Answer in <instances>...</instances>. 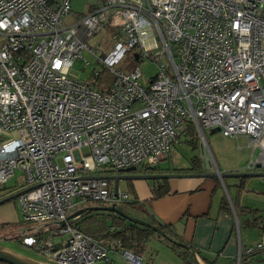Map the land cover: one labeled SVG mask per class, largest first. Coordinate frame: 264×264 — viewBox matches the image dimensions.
<instances>
[{"label":"built area","instance_id":"2783aa9c","mask_svg":"<svg viewBox=\"0 0 264 264\" xmlns=\"http://www.w3.org/2000/svg\"><path fill=\"white\" fill-rule=\"evenodd\" d=\"M70 12L71 0H0V185L18 171L21 221L41 224L23 245L54 264H113L110 246L67 211L128 194L89 176L158 165L189 125L198 137L244 135L258 150L245 170H264V0H100L68 22ZM106 28L115 41L102 56L87 40ZM83 51L109 83L96 69L88 82L70 73L88 64ZM127 54L155 64L147 84L138 66L115 67Z\"/></svg>","mask_w":264,"mask_h":264},{"label":"crops","instance_id":"0c3cea01","mask_svg":"<svg viewBox=\"0 0 264 264\" xmlns=\"http://www.w3.org/2000/svg\"><path fill=\"white\" fill-rule=\"evenodd\" d=\"M244 139L247 138L244 136ZM246 142L247 146L245 145V147L250 148L248 154L241 153L239 158L236 156L233 160L223 159L219 167L217 166L215 169L209 168L202 158L200 171L192 170L189 161V164L184 161L183 166H173V169L158 171L160 173L194 174L214 171L248 172L245 170V164L248 159L256 156H254L255 150L249 144L248 139ZM172 157L173 151L169 155V158L172 159ZM169 158L162 161L169 160ZM188 165L189 167H185ZM156 166L160 168V163ZM256 170L258 169L251 171ZM136 172L146 174L140 171ZM9 180L6 184L1 185L0 199L16 191L17 182L15 185L7 184ZM160 181L162 182L156 184L150 180H135L130 189L133 200L123 202L125 207L123 205L116 211L104 209L97 211H102L100 214L123 215L127 219L150 226L156 231L154 238L157 237L159 241L175 245L179 252H188L189 257L186 260L190 259L194 264H234L238 247L241 252L240 260L245 259L240 264H264V229L262 228L264 227V177H227L222 180L218 177L208 176L176 177L169 178V181L165 179ZM110 183L113 189L112 182L110 181ZM159 185H164L159 190V193L162 194L153 198V191ZM130 204L135 208L144 209L147 216L154 218L157 223L170 226L171 233H165L158 226L150 225L149 217H145L146 213L131 208ZM137 204H141V206ZM17 208L19 209L16 198L0 203V251L15 258L25 257L43 264H54L21 243V238L28 233L24 227L12 230L10 226H7V224L17 222ZM74 214H77V217L73 223L79 227L78 221L82 217L81 212ZM13 237H18V239L11 241ZM96 238L110 246V259L113 264H119L121 262L119 251L124 249L120 241ZM116 242H119L120 246L114 244ZM258 244L261 247L258 248ZM249 249L251 250L248 251ZM145 250L146 247L143 252ZM171 250L178 258L183 259L172 248ZM147 254H151V252Z\"/></svg>","mask_w":264,"mask_h":264},{"label":"rangeland","instance_id":"374dc122","mask_svg":"<svg viewBox=\"0 0 264 264\" xmlns=\"http://www.w3.org/2000/svg\"><path fill=\"white\" fill-rule=\"evenodd\" d=\"M100 0H71V13L65 18L66 21L71 22L75 18L79 16H83L90 12L96 5H98ZM115 30L111 28H106L105 30L93 35L87 40V46L90 50L105 56L107 52H109L115 41ZM83 56L88 59V64L84 65L81 61H75L73 66L70 68V73L75 76L77 79L81 81L88 82L91 80V74L94 70H99L101 72L100 82L106 84L110 81V76L108 70L103 68V66L97 61L96 58L88 51H83ZM138 66L142 72L140 82L142 84H147L151 77L156 73V66L150 60H142L137 61L131 55L127 54L122 62L115 67L117 69H125L131 70L132 68ZM188 136H181L179 141L175 144L173 148V157L169 160H164L160 162V168H157L160 171H166L173 169V166H180L184 164V161H189V158L192 155H198L201 159L207 163L209 168L215 169V167H219L220 163L223 159L233 160L237 156L238 158L241 156V153L248 154L250 148H246L247 139H244V135H236V136H225L221 133V131H217L215 129H204L202 136L197 135L198 138V147L197 149L191 150V147L186 144ZM246 140V141H245ZM83 153H86L87 150L83 149ZM258 155V150L254 151V156ZM244 157V156H242ZM187 159V160H184ZM177 160V161H176ZM173 161V163H171ZM175 161V162H174ZM187 164V163H185ZM189 164V162H188ZM183 166V165H182ZM191 166V165H190ZM171 167V168H170ZM185 167H189L185 166ZM167 168V169H166ZM160 173V172H158ZM20 173L16 171L14 175L11 177L7 184H16L17 177H19ZM135 180H145V181H153L154 183L162 182L156 181L157 179H121L118 183V191L127 192L129 195L128 200L132 201L133 197L131 195V187H133V183ZM169 181V179H165ZM111 184V183H110ZM0 188L2 186L0 185ZM125 204L122 203H114L112 200L101 205L100 203L95 202H85L81 204H75L74 207L70 208L67 212L68 214H74L81 212V216H98L100 212L97 210L103 209H119L122 208ZM141 206V204H137ZM124 211V210H123ZM99 212V213H98ZM127 212V211H125ZM77 222V221H76ZM12 225V226H11ZM40 223H24L21 221V214L19 209L17 208V222L7 224L10 226L12 230L14 228L24 227L28 232L36 229ZM4 232V230H2ZM3 234V233H2ZM4 236V235H3ZM18 237H13L11 241H16ZM147 250V252H146ZM145 252H142V264H183L185 262L183 259L178 258L171 248L163 241H159L156 238L152 237L148 240L146 244ZM151 252V254H147ZM153 255V256H151ZM245 260V259H244ZM244 260H240L236 256V260L234 264L243 263ZM161 261V262H159ZM0 264H7L0 262ZM186 264H194L190 261V259L186 260Z\"/></svg>","mask_w":264,"mask_h":264},{"label":"trees","instance_id":"16d2710c","mask_svg":"<svg viewBox=\"0 0 264 264\" xmlns=\"http://www.w3.org/2000/svg\"><path fill=\"white\" fill-rule=\"evenodd\" d=\"M188 136L185 141L188 146L191 147V150L197 149L198 147V138L195 128L192 125H189L186 129V133L183 136ZM189 162L191 165V169L194 171H200L201 166V158L198 155H192L189 158ZM158 166L148 167L144 170L138 169L137 171L144 173H158ZM243 180V179H241ZM164 185H159V187L154 189L153 198L159 197L162 193H159V190ZM166 189V188H165ZM130 207L137 210H142L141 212L146 213V218H148V223L150 225H156L160 229H162L165 233H171V227L167 225H163L161 223H157L154 218L151 216H147V212L144 209L135 208L130 204ZM79 227L82 231L100 238H110L117 239L120 241L121 245L124 248L130 249L133 252L141 254L150 238H152L156 231L152 229L148 225L140 224L136 221L125 218L123 215H115L110 213L99 214L98 216H83L78 221ZM264 229V227H262ZM165 242V241H164ZM174 251H176L180 256H182L185 261L183 264H186V258L189 257L188 252L182 251L179 252L177 247L172 244H168ZM242 258V257H241ZM191 261V260H190ZM0 262L7 263L5 261L0 260ZM209 263V262H207ZM9 264V263H7ZM211 264V263H209Z\"/></svg>","mask_w":264,"mask_h":264},{"label":"water","instance_id":"95a60500","mask_svg":"<svg viewBox=\"0 0 264 264\" xmlns=\"http://www.w3.org/2000/svg\"><path fill=\"white\" fill-rule=\"evenodd\" d=\"M134 58L136 59V54L134 55ZM215 130L219 131V128H215ZM256 168L258 170L256 171H251V172H219V171H214L212 173H146V174H141L137 173V169L135 167H130L126 168L124 170L119 171L118 173L107 175V176H89L91 177H105L109 181L112 182L113 185V193L116 194L118 190V183L119 180L121 179H157V180H162V179H169V178H176V177H218L221 180L227 177H264V170H260V165L256 164ZM19 193L15 192L11 195H8L2 199H0V203L6 202L9 199L15 198ZM108 210V209H104ZM116 211V208L109 209ZM0 260L5 261L9 264H28L18 258H15L13 256L7 255L4 252L0 251Z\"/></svg>","mask_w":264,"mask_h":264},{"label":"bare ground","instance_id":"6f19581e","mask_svg":"<svg viewBox=\"0 0 264 264\" xmlns=\"http://www.w3.org/2000/svg\"><path fill=\"white\" fill-rule=\"evenodd\" d=\"M8 249H9V248H8ZM8 249H7V250H8ZM15 256H16V255H15ZM18 258L24 260L25 262H27V263H29V264H43V263H41V262L34 261V260H32V259H27V258H25V257H18Z\"/></svg>","mask_w":264,"mask_h":264}]
</instances>
